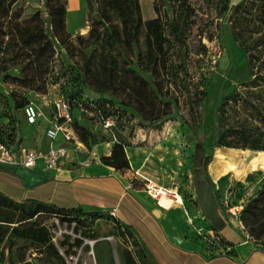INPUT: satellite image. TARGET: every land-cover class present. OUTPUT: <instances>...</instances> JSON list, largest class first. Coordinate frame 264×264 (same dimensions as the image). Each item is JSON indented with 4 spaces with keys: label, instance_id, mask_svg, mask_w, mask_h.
<instances>
[{
    "label": "trees",
    "instance_id": "trees-1",
    "mask_svg": "<svg viewBox=\"0 0 264 264\" xmlns=\"http://www.w3.org/2000/svg\"><path fill=\"white\" fill-rule=\"evenodd\" d=\"M18 1L0 0V74L4 82L13 86L8 95L13 110L20 111L23 122L22 108L29 103L26 93L45 94L49 86L56 83L69 101L71 127L83 144L93 134L75 122L73 111L84 88L100 95L109 94L122 107L117 111L131 108L143 121L167 118L180 102L186 103L189 111L199 112L206 98L205 92L191 94L186 85L183 95L177 93L179 85L173 78L176 75L171 72L169 54L171 49L186 48L185 32L193 23L189 0H153L154 17L146 21L142 19L139 0H100L99 5L96 0H86L89 30L86 36L78 34L75 41L66 29V0H42L59 49L47 35L40 12L23 16V8L16 6ZM255 2L264 17V0H240L236 4H231L230 0H216L214 9L217 17H222L232 8L236 13ZM166 3L171 7L170 17ZM262 44L264 34L251 38L249 45L238 43L247 56L251 78L241 84L245 91L234 88L223 96L214 113L213 148L264 153V72L257 68L253 71L258 59L257 50ZM74 57L79 59L73 61ZM10 68H15L16 72H11ZM142 72L149 73L151 83L143 78ZM240 107L246 116L236 114L233 118L231 113ZM89 109L102 120L115 115L113 102L102 97L91 103ZM6 115L0 114V118ZM20 141L17 122L10 119L0 126V142L16 146ZM125 147L123 142L114 143L109 155L100 158L101 163L115 170L129 169ZM131 183L137 187L136 180ZM260 214H264V186L244 205L240 219L252 230L253 220ZM43 217H54L68 226L73 224L74 231L84 230L88 237H93L88 230L96 220L108 219L120 235L131 238L135 247L133 251H122L123 264H156L149 259L131 228L108 213L83 211L79 206L59 207L35 199L16 201L0 191V243L12 236L52 248ZM259 241L255 243L264 245V240ZM80 243L79 239H74L71 247ZM52 250L59 259L57 252ZM231 255H234L233 249ZM17 262L30 264L23 258Z\"/></svg>",
    "mask_w": 264,
    "mask_h": 264
},
{
    "label": "rangeland",
    "instance_id": "rangeland-1",
    "mask_svg": "<svg viewBox=\"0 0 264 264\" xmlns=\"http://www.w3.org/2000/svg\"><path fill=\"white\" fill-rule=\"evenodd\" d=\"M189 1L193 9L191 17L193 23L185 32L186 48L175 51L171 49L169 54L171 72L176 75L173 78L179 85L177 93L181 92L183 95L186 85L191 94L205 92L206 98L199 112L189 111L187 104L180 102L167 118L155 122L143 121L131 108H124V112L117 111V108L122 107L118 104V100L109 94L100 95L84 88L76 99L73 116L75 122L86 127L93 137L83 144L84 151L78 154V158L76 157L77 164L101 163L100 158L109 155L116 142H123L130 148H141L144 150L141 151V155L147 156L148 165L145 167L148 176L160 185L176 188L184 197V205L190 211L194 225L206 227L209 223L197 202L193 175L195 159L201 155L200 172L206 177L213 192L217 210L226 221V228L253 245L264 247L260 243H255L264 240V214L253 220L252 230L240 219L244 205L260 187L264 186V153L246 149L211 147L214 135V113L223 96L234 88L245 91L241 84L251 78L247 56L238 43L249 45L251 38L264 34V17L256 2L248 3L236 13L232 8L222 17H217L214 9L216 0ZM99 2L100 0H96V5H99ZM152 2L153 0H139L142 19L145 21L154 17ZM16 6L23 8V16L39 11L47 35L59 49L50 31L44 2L20 0ZM165 7L170 17L171 7L167 3ZM65 21L66 29L73 41L78 34L87 35L89 30L87 11L86 17L77 12H69ZM80 27H85L83 32H79ZM255 31L259 33L256 34ZM141 50H144L143 46ZM257 51L258 59L253 71L257 68L260 72H264V44ZM72 59L75 61L79 58ZM132 68L137 71L134 64ZM10 71L16 72L15 68H10ZM140 74L151 83L149 73ZM10 88L13 86L4 82L0 74V114H7L0 118V126L12 119L14 123L17 122L20 134L24 137L34 135L31 141L36 144L38 140L33 131L42 135L43 129L39 125L33 126L32 129L24 124L20 111L12 108V101L8 95ZM26 96L29 103L34 104L44 115H47L50 112V102L55 98L65 97V93L59 83H56L49 86L45 94L27 92ZM100 97L113 102L114 116L102 120L89 109L91 103ZM234 112L231 113L233 118L238 114L246 116L242 107ZM42 120L41 117L40 121ZM106 120L110 121L107 127H105ZM130 161H132L131 156ZM130 161L129 169H131ZM136 186L137 188L141 186L140 181H137ZM42 221L48 228L50 244L59 259L52 248L8 236L0 243V264H12V262L20 264L17 261L21 258L30 264H123L122 251L135 249L131 244V238L120 235L114 224L105 218L96 220L90 226L88 231L93 237L85 235L87 232L84 230L74 231L73 224L70 226L61 224L54 217H43ZM219 233L221 236L224 234L223 231ZM74 239H79L81 243L71 247Z\"/></svg>",
    "mask_w": 264,
    "mask_h": 264
},
{
    "label": "crops",
    "instance_id": "crops-1",
    "mask_svg": "<svg viewBox=\"0 0 264 264\" xmlns=\"http://www.w3.org/2000/svg\"><path fill=\"white\" fill-rule=\"evenodd\" d=\"M238 1L230 0L231 4ZM86 11V0H66V16L69 12H77L86 17ZM85 27H80L79 32ZM49 115L50 112L42 113L34 125L24 122L32 129L41 126L43 134L33 131L38 140L36 144L31 141L34 135L24 137L20 134L22 146L47 149L62 143L61 134L52 142L44 135ZM125 150L132 161L131 169L124 171L102 163L77 164L78 155L72 164L58 170H46L41 164L33 169L0 166V191L16 201L35 199L59 207L79 206L83 211L108 213L131 228L149 259L156 264H264V247L253 245L230 229L223 232V237L232 246L234 255H212L202 240L191 238L188 233L192 217L184 204L163 206L141 188L133 187L134 178L140 183L145 178L153 179L145 167L147 156L141 155L144 150L138 147ZM83 151L84 147L80 153Z\"/></svg>",
    "mask_w": 264,
    "mask_h": 264
},
{
    "label": "built area",
    "instance_id": "built-area-1",
    "mask_svg": "<svg viewBox=\"0 0 264 264\" xmlns=\"http://www.w3.org/2000/svg\"><path fill=\"white\" fill-rule=\"evenodd\" d=\"M69 108L70 104L67 98L53 99L50 102V115L44 130V135L50 142L54 141L58 134H61L62 143L56 146L50 145L47 149H33L22 146L20 143L16 146H7L0 142V166L33 169L41 164L46 170H58L66 164H72L84 145L71 127L72 118ZM41 115V111L32 103H28L22 108L24 122L28 125L36 124ZM109 125L110 121L106 120L105 127ZM134 180L136 179L134 178ZM139 188L158 204L165 197L171 201L170 204H184V197L176 188L157 184L151 179L145 178ZM177 195L182 198L181 202H177ZM189 225L188 234L190 237L202 240L212 255H231L233 248L219 231L213 229L209 224L206 227H196L192 219H189ZM70 258L72 257L70 256Z\"/></svg>",
    "mask_w": 264,
    "mask_h": 264
},
{
    "label": "water",
    "instance_id": "water-1",
    "mask_svg": "<svg viewBox=\"0 0 264 264\" xmlns=\"http://www.w3.org/2000/svg\"><path fill=\"white\" fill-rule=\"evenodd\" d=\"M201 163V155H198L195 159L193 169L197 202L205 218L207 219L209 226H211L216 231H223V229L226 227V221L221 217L217 210L214 201V195L206 180V177L200 172Z\"/></svg>",
    "mask_w": 264,
    "mask_h": 264
},
{
    "label": "bare ground",
    "instance_id": "bare-ground-1",
    "mask_svg": "<svg viewBox=\"0 0 264 264\" xmlns=\"http://www.w3.org/2000/svg\"><path fill=\"white\" fill-rule=\"evenodd\" d=\"M170 200L168 199V198H162L161 200H160V203L163 205V206H168V205H170ZM177 202H181V197L180 196H178L177 195ZM228 229L225 227L224 229H223V232L225 231H227Z\"/></svg>",
    "mask_w": 264,
    "mask_h": 264
}]
</instances>
